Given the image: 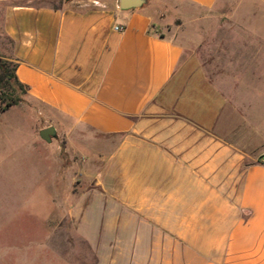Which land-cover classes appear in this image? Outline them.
Instances as JSON below:
<instances>
[{
  "label": "crops",
  "instance_id": "1",
  "mask_svg": "<svg viewBox=\"0 0 264 264\" xmlns=\"http://www.w3.org/2000/svg\"><path fill=\"white\" fill-rule=\"evenodd\" d=\"M30 1L0 0L15 77L62 129L64 151L101 157L85 186L48 185L71 227L43 233V246L71 237L80 264H264V19L234 21L233 62L208 67L196 34L166 29L168 1ZM174 1L208 12L219 0ZM98 137L113 141L102 153ZM13 151L29 150L0 133V172Z\"/></svg>",
  "mask_w": 264,
  "mask_h": 264
},
{
  "label": "rangeland",
  "instance_id": "2",
  "mask_svg": "<svg viewBox=\"0 0 264 264\" xmlns=\"http://www.w3.org/2000/svg\"><path fill=\"white\" fill-rule=\"evenodd\" d=\"M46 1L56 7L61 6L60 0ZM94 1L73 0L68 5L81 9ZM165 1H168V7L160 9L159 16L166 29H178L175 33L183 35L196 34L198 52L205 53L208 67L233 62L232 55L241 42L236 34L239 28L234 21L264 19L263 0H219L215 9L208 12L199 11L183 2ZM31 3L38 5L41 2L32 0ZM10 49V41L1 29L0 11V78L4 75L0 80V109L3 106L2 99L5 102L20 99L17 105L10 107L13 109L8 114L0 118V133L3 141H12L17 144L18 150H29L13 151L16 158L12 162L14 166L8 162L5 170L0 172V264H80L76 246L72 240L68 241L71 237L50 236L49 247L43 246L46 243L43 233L52 228L71 227L67 216L69 203L49 202L46 190L51 189L48 185L53 184L54 191L58 190L65 195L69 192V181L75 183L76 187L79 182L82 187L85 186L87 178L92 174L90 171L100 166L101 157L91 162L86 157L87 151H81L75 156L73 151H64L62 129L47 118L50 111L32 102L16 88L12 78L7 77L13 65L8 60ZM22 116H28L29 119L33 116L35 120L39 118V121L33 125L21 119ZM9 117L12 121H9ZM32 126L35 133L53 127L56 137L50 142L37 137L33 140L32 148L38 151H30L34 133ZM112 142L108 137H98L92 145H96L99 153H102ZM43 166L49 168L44 170ZM27 185H30L28 191ZM61 199L66 200L67 197Z\"/></svg>",
  "mask_w": 264,
  "mask_h": 264
},
{
  "label": "trees",
  "instance_id": "3",
  "mask_svg": "<svg viewBox=\"0 0 264 264\" xmlns=\"http://www.w3.org/2000/svg\"><path fill=\"white\" fill-rule=\"evenodd\" d=\"M31 1H30L29 4H31L32 6H38V7H40V6H42V7L43 6H48V7L52 8V9H58L59 8V7H56V6L52 5V4H48V2L46 0H39L41 3H39L38 5L37 4L36 5L32 4ZM35 1H37V0H35ZM67 2H68V0H60V5L63 6ZM3 66H6V65H3ZM14 70H15V65L13 64L12 65V70L10 71V74L7 75V77H11L12 80H13L14 85L16 86V88L19 91H21L23 94L27 95V89L16 79L15 74H14ZM3 77H4V75L1 78H3ZM1 78H0V80H1ZM19 102H20L19 98L10 99V100H8L6 102L2 99L1 103L3 104V106L0 109V112L10 108L11 106L17 105Z\"/></svg>",
  "mask_w": 264,
  "mask_h": 264
},
{
  "label": "water",
  "instance_id": "4",
  "mask_svg": "<svg viewBox=\"0 0 264 264\" xmlns=\"http://www.w3.org/2000/svg\"><path fill=\"white\" fill-rule=\"evenodd\" d=\"M143 0H119V7L123 10L131 9L142 5ZM39 137L49 142L51 137H55V130L52 127H48L39 131Z\"/></svg>",
  "mask_w": 264,
  "mask_h": 264
},
{
  "label": "built area",
  "instance_id": "5",
  "mask_svg": "<svg viewBox=\"0 0 264 264\" xmlns=\"http://www.w3.org/2000/svg\"><path fill=\"white\" fill-rule=\"evenodd\" d=\"M115 30H117V31H122L123 30V27H115Z\"/></svg>",
  "mask_w": 264,
  "mask_h": 264
}]
</instances>
